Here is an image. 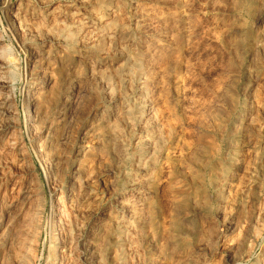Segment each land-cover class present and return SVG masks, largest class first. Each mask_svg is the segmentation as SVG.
I'll list each match as a JSON object with an SVG mask.
<instances>
[{
	"label": "rangeland",
	"instance_id": "obj_1",
	"mask_svg": "<svg viewBox=\"0 0 264 264\" xmlns=\"http://www.w3.org/2000/svg\"><path fill=\"white\" fill-rule=\"evenodd\" d=\"M4 78L0 264H264V0H0Z\"/></svg>",
	"mask_w": 264,
	"mask_h": 264
},
{
	"label": "bare ground",
	"instance_id": "obj_2",
	"mask_svg": "<svg viewBox=\"0 0 264 264\" xmlns=\"http://www.w3.org/2000/svg\"><path fill=\"white\" fill-rule=\"evenodd\" d=\"M150 13V12H149ZM159 18V17H158ZM149 21V20H148ZM148 21H147V23H148ZM150 24V23H149ZM8 68V67H7ZM2 73V72H1ZM7 73V72H6ZM2 75L4 76V73H2ZM5 77V76H4ZM1 82H0V86H1V90L3 91V93L4 94H9L10 92H8V89H9V82H8V80L6 81L5 80V78L4 79H1L0 80ZM3 99H5L4 100V105H7L9 102H10V99H9V96L7 95L5 98H3ZM3 102V101H2ZM32 111V110H31ZM27 123H29V122H27ZM27 128H30L29 126H27ZM53 211V214H54V209L52 210ZM52 214V215H53ZM52 227V226H51ZM50 227V228H51ZM52 234H51V239L53 240H55V234H54V229H53V227H52ZM52 247V246H51ZM53 248V247H52ZM51 253H53V252H51ZM54 256V255H53Z\"/></svg>",
	"mask_w": 264,
	"mask_h": 264
}]
</instances>
